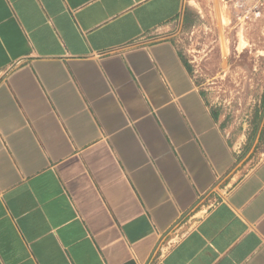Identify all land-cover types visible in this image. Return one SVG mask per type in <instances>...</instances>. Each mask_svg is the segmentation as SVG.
<instances>
[{
	"label": "crops",
	"instance_id": "1",
	"mask_svg": "<svg viewBox=\"0 0 264 264\" xmlns=\"http://www.w3.org/2000/svg\"><path fill=\"white\" fill-rule=\"evenodd\" d=\"M195 11L0 0V264H264V98L198 84Z\"/></svg>",
	"mask_w": 264,
	"mask_h": 264
},
{
	"label": "rangeland",
	"instance_id": "2",
	"mask_svg": "<svg viewBox=\"0 0 264 264\" xmlns=\"http://www.w3.org/2000/svg\"><path fill=\"white\" fill-rule=\"evenodd\" d=\"M188 1L197 12L178 23L169 31V36L198 84L219 106L231 108L236 104L223 95L222 84L224 79L228 88L227 78L234 76L245 78L247 93H255L256 98L261 93L264 98V53L259 47L255 51L253 48L261 39L264 42V21L249 17L264 11V0ZM240 36L244 39L241 47ZM252 103L246 97L240 102L246 108Z\"/></svg>",
	"mask_w": 264,
	"mask_h": 264
},
{
	"label": "bare ground",
	"instance_id": "3",
	"mask_svg": "<svg viewBox=\"0 0 264 264\" xmlns=\"http://www.w3.org/2000/svg\"><path fill=\"white\" fill-rule=\"evenodd\" d=\"M243 44H244V39H243L242 36H240V45H239V47H241V45H243Z\"/></svg>",
	"mask_w": 264,
	"mask_h": 264
}]
</instances>
